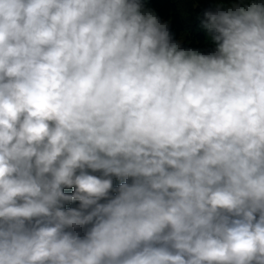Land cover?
I'll list each match as a JSON object with an SVG mask.
<instances>
[{
	"label": "clouds",
	"instance_id": "obj_1",
	"mask_svg": "<svg viewBox=\"0 0 264 264\" xmlns=\"http://www.w3.org/2000/svg\"><path fill=\"white\" fill-rule=\"evenodd\" d=\"M202 24L0 0V264H264V2Z\"/></svg>",
	"mask_w": 264,
	"mask_h": 264
},
{
	"label": "trees",
	"instance_id": "obj_2",
	"mask_svg": "<svg viewBox=\"0 0 264 264\" xmlns=\"http://www.w3.org/2000/svg\"><path fill=\"white\" fill-rule=\"evenodd\" d=\"M226 1L139 0L144 11L154 13L161 23L167 25L172 42L178 43L182 49H192L206 55L215 51L216 44L213 40L215 33L203 27L204 13L215 11L218 4H227ZM119 183V180L114 179V186ZM64 191L70 194L74 189L66 188ZM77 204L74 202L66 207H75Z\"/></svg>",
	"mask_w": 264,
	"mask_h": 264
},
{
	"label": "rangeland",
	"instance_id": "obj_3",
	"mask_svg": "<svg viewBox=\"0 0 264 264\" xmlns=\"http://www.w3.org/2000/svg\"><path fill=\"white\" fill-rule=\"evenodd\" d=\"M226 2L230 3V2H233V0H232V1H229V0H228V1H226ZM228 3H227V4H228Z\"/></svg>",
	"mask_w": 264,
	"mask_h": 264
}]
</instances>
